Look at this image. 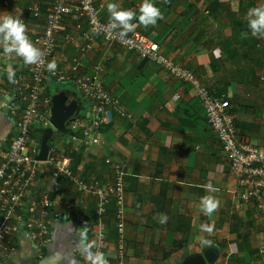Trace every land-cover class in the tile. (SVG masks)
Returning <instances> with one entry per match:
<instances>
[{
  "label": "crops",
  "instance_id": "obj_1",
  "mask_svg": "<svg viewBox=\"0 0 264 264\" xmlns=\"http://www.w3.org/2000/svg\"><path fill=\"white\" fill-rule=\"evenodd\" d=\"M4 1L0 0V14L21 19L31 41L42 33L50 0H18L8 6ZM34 2L41 9L39 18L29 12ZM109 2L138 15L142 0L107 1L101 13L104 21H109ZM153 3L162 13L157 24L145 27L134 18L136 28L126 35L143 34L174 63L193 71L215 97L226 101L237 140L264 148V39L250 34L246 20L247 10L264 5V0ZM83 24L85 32L87 24ZM66 34L75 36V45L64 43ZM85 44L83 33L66 17L55 53L59 69L68 71L78 48ZM98 64L103 68L104 87L119 99L127 116L107 113L97 134L100 144H88L82 130L68 135L54 131L52 147L57 157L71 161L73 172L85 181L110 182L112 164L124 167L125 255L123 259L118 256L111 201L104 217L108 235L99 252L106 264H264V206L259 208L256 202L236 195L229 161L193 89L134 52L99 39L80 58L79 70L92 76ZM31 67L0 51V140L14 136L17 115L9 108L14 104L16 84L31 82ZM9 70L15 74L14 82L7 79ZM51 86L46 84L48 96L44 98L51 99ZM82 101V117H89L88 104ZM19 106L16 103L12 109L17 112ZM207 184L216 191L208 192ZM49 186L54 188L52 199L64 218L53 224L44 257L38 260L33 245L21 236L16 252L7 257L0 254V264H85L87 246L97 232L95 199L79 194L67 179L49 174L31 195L38 196ZM206 195L218 201L211 215L200 210V200ZM65 201L75 208L67 211L61 204ZM21 213L26 216V207ZM201 225L211 231H201ZM208 252L212 262L206 258Z\"/></svg>",
  "mask_w": 264,
  "mask_h": 264
},
{
  "label": "built area",
  "instance_id": "obj_2",
  "mask_svg": "<svg viewBox=\"0 0 264 264\" xmlns=\"http://www.w3.org/2000/svg\"><path fill=\"white\" fill-rule=\"evenodd\" d=\"M16 1L18 0H5L4 5L8 6L10 2ZM107 1L109 0H50L44 30L32 40L42 51L43 57L30 69L31 82L26 86L16 84L14 104L9 108L12 115H17L14 122L15 133L12 139L0 140V254L5 257L17 251L19 238L24 236L33 245L37 259H42L52 241L53 224L64 218L52 199L53 187L41 190L38 196L31 195L34 188L39 189L44 168L49 166L53 178L67 179L79 194L95 199L97 232L95 241L87 246L85 264H91L89 257L94 258L105 245L108 227L104 217L111 201L115 204L118 256L120 259L124 258V167L112 164L113 178L110 182L85 181L73 172L68 158L57 157L52 146L48 162L40 163L37 160L40 143L34 142L32 138L37 123L43 130L50 127L51 99L42 97L47 83L72 86L87 102L89 117L76 120L69 125V129L75 133L82 130L83 139L88 144H100L97 134L106 123L107 113L112 112L122 118L127 116L119 99L104 87L101 77L103 68L100 64L93 67L92 76L83 75L79 70L80 58L92 51L98 39L108 45L134 52L193 89L194 96L205 110L207 124L218 137L229 161L231 176L236 181V195L243 201L256 202L259 208L264 206V148L237 140L236 123L227 110L226 101L215 97L208 85L193 71L174 63L161 52L158 44L143 34L134 32L119 35L117 29H110L109 21H104L101 17ZM29 12L35 18L41 16L37 2L29 7ZM66 17H71L76 31L82 32L86 39V44L78 48L77 56L68 71L60 70L55 58ZM83 21L87 24L85 32ZM63 41L66 45L76 44V38L72 34H66ZM52 61H55L56 68L50 72L47 64ZM16 103L20 105L17 112L12 109ZM61 204L67 211L75 208V204L70 201ZM23 207H26V216L21 213Z\"/></svg>",
  "mask_w": 264,
  "mask_h": 264
},
{
  "label": "clouds",
  "instance_id": "obj_3",
  "mask_svg": "<svg viewBox=\"0 0 264 264\" xmlns=\"http://www.w3.org/2000/svg\"><path fill=\"white\" fill-rule=\"evenodd\" d=\"M109 14L110 29H119V35H125L136 28L132 23L135 18L139 24L155 26L158 19L162 18V13L155 6L153 0H142L139 6L138 15L130 9H123L117 3L109 2L107 4ZM247 27L253 37L264 39V5L249 8L246 13ZM0 51L6 56L20 58L25 65H33L42 60L43 53L37 48L27 35L26 25L21 19L12 15L0 14ZM55 61L47 64L48 71H54ZM14 72H7L9 82H14ZM208 192H215L216 189L211 184L205 185ZM218 201L211 195H206L200 200V210L204 215H211L216 209ZM201 231H211L208 225H201ZM91 264H106L101 253L89 257Z\"/></svg>",
  "mask_w": 264,
  "mask_h": 264
},
{
  "label": "water",
  "instance_id": "obj_4",
  "mask_svg": "<svg viewBox=\"0 0 264 264\" xmlns=\"http://www.w3.org/2000/svg\"><path fill=\"white\" fill-rule=\"evenodd\" d=\"M59 86V85H58ZM55 93L50 92L51 96V116L50 127L42 132L40 147L37 160L40 163L48 162L50 158V149L54 142V131L70 133L69 125L82 117L84 113V103L81 96L67 87H58ZM14 98V97H13ZM22 230V227L20 231ZM87 246V243L84 244ZM212 253H206L209 262ZM196 264V263H195Z\"/></svg>",
  "mask_w": 264,
  "mask_h": 264
},
{
  "label": "trees",
  "instance_id": "obj_5",
  "mask_svg": "<svg viewBox=\"0 0 264 264\" xmlns=\"http://www.w3.org/2000/svg\"><path fill=\"white\" fill-rule=\"evenodd\" d=\"M61 87H63V86H61ZM47 96H48V94H47V92L44 89V91L42 93V97L44 98V97H47ZM42 132H43V127L40 124L37 125V126H35V130H34V133H33V136H32L33 140H36L38 143H40L41 142V137H42ZM60 133L65 134V135H68L67 133H63V132H60ZM70 133L72 134V131H70ZM75 135L76 136H79V134H75ZM46 174L52 175V170L51 169H48V168H44V173H43V175H41V179ZM39 187H40V185H39Z\"/></svg>",
  "mask_w": 264,
  "mask_h": 264
},
{
  "label": "rangeland",
  "instance_id": "obj_6",
  "mask_svg": "<svg viewBox=\"0 0 264 264\" xmlns=\"http://www.w3.org/2000/svg\"><path fill=\"white\" fill-rule=\"evenodd\" d=\"M58 87H60V86H58L57 84H53V83H52V86H51V91H52V93H55V91H56L57 89H60V88H58Z\"/></svg>",
  "mask_w": 264,
  "mask_h": 264
}]
</instances>
